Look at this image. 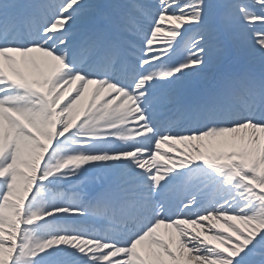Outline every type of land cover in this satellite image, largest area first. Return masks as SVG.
<instances>
[{
	"label": "snow or ice",
	"instance_id": "obj_1",
	"mask_svg": "<svg viewBox=\"0 0 264 264\" xmlns=\"http://www.w3.org/2000/svg\"><path fill=\"white\" fill-rule=\"evenodd\" d=\"M0 264H264V0H0Z\"/></svg>",
	"mask_w": 264,
	"mask_h": 264
},
{
	"label": "bare ground",
	"instance_id": "obj_2",
	"mask_svg": "<svg viewBox=\"0 0 264 264\" xmlns=\"http://www.w3.org/2000/svg\"><path fill=\"white\" fill-rule=\"evenodd\" d=\"M160 231L163 232V228H161Z\"/></svg>",
	"mask_w": 264,
	"mask_h": 264
}]
</instances>
